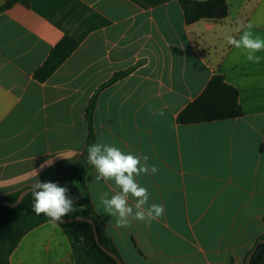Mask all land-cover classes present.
<instances>
[{"label":"crops","instance_id":"obj_1","mask_svg":"<svg viewBox=\"0 0 264 264\" xmlns=\"http://www.w3.org/2000/svg\"><path fill=\"white\" fill-rule=\"evenodd\" d=\"M226 1L227 18L193 24L177 0H20L1 13L0 202L37 179L60 181L97 215L124 264H245L264 234V52L253 63L226 38L248 24L264 38V0ZM66 36L78 49L38 82ZM216 75L238 90L243 117L180 124ZM95 143L158 167L136 180L164 206L162 218L116 227L101 196L118 189L87 163ZM81 165L84 187L66 181ZM9 264H74L73 248L48 221L24 235Z\"/></svg>","mask_w":264,"mask_h":264},{"label":"trees","instance_id":"obj_2","mask_svg":"<svg viewBox=\"0 0 264 264\" xmlns=\"http://www.w3.org/2000/svg\"><path fill=\"white\" fill-rule=\"evenodd\" d=\"M177 1L183 9L187 24L201 20L222 21L229 15V6L226 0ZM19 2L20 0H9L0 6V14ZM78 47L79 43L71 37L62 38L52 48L41 67L34 73V79L40 83L46 82ZM92 110L93 103L89 106V117ZM243 115L244 111L239 103L238 90L226 83L222 76L216 75L210 80L202 95L188 105L178 115L177 120L182 125H191L234 120L243 117ZM83 174L84 166L81 165L80 169H77L75 174L66 181L77 180L84 187ZM56 183L61 184L60 181H56ZM19 195L20 192L8 196L4 200L14 203ZM32 203L31 193H28L17 207L0 206V264H9L11 254L27 232L50 221L43 214L37 215L33 211ZM77 216L92 219L97 226L101 244L119 256L112 240L106 234L102 222L90 208L82 207L75 202L73 211L65 218ZM59 226L66 231L71 242L74 264H118L99 246L91 224L84 221H74L60 223ZM259 240H264V234ZM250 264H264V244H260Z\"/></svg>","mask_w":264,"mask_h":264},{"label":"clouds","instance_id":"obj_3","mask_svg":"<svg viewBox=\"0 0 264 264\" xmlns=\"http://www.w3.org/2000/svg\"><path fill=\"white\" fill-rule=\"evenodd\" d=\"M252 24L246 26L239 38L228 36L227 43L237 49H244L247 60L260 63L261 57L256 55L264 52V38L254 35L251 31ZM164 115L163 109L157 113ZM87 163L94 167L97 175L94 179L99 182L113 181L116 189L109 198L105 192L101 196V203L105 213L116 217V227L125 228L130 226L133 220L151 224L163 217L165 208L162 204L149 203L150 193L146 187L141 186L136 177L141 175H156L159 171L156 165L148 163L147 155L125 153L120 148L106 143H95L87 149ZM62 157V156H58ZM65 158V157H63ZM67 159V158H65ZM52 159L45 161L41 168L50 166ZM33 211L37 215L43 214L54 224L64 222L75 205L76 198L69 195V189L62 187L56 182L37 179L30 188ZM135 201L129 204V199Z\"/></svg>","mask_w":264,"mask_h":264},{"label":"water","instance_id":"obj_4","mask_svg":"<svg viewBox=\"0 0 264 264\" xmlns=\"http://www.w3.org/2000/svg\"><path fill=\"white\" fill-rule=\"evenodd\" d=\"M30 193V188L28 189H25L24 191H22L20 193V195L18 196L16 202L14 203H9L7 201H1L0 202V206H6V207H17L20 205L21 201L23 200V198L28 194ZM74 221H84V222H87L89 224H91L93 226V229H94V233H95V237L97 239V242L99 244V246L103 249V251H105L108 255H110L111 257H113L116 262L118 264H124L123 260L121 259V257H119L117 254L113 253L112 251L106 249L100 242L99 240V237H98V232H97V226L95 224V222L92 220V219H89V218H85V217H82V216H77V217H74V218H64V222L63 223H70V222H74ZM260 244H264V240H259L255 247L253 248V250L249 253L246 261H245V264H250L251 263V259L254 255V253L257 251L258 247L260 246Z\"/></svg>","mask_w":264,"mask_h":264}]
</instances>
